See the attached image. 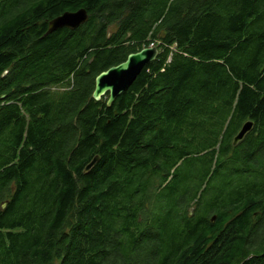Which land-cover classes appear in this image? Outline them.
I'll return each mask as SVG.
<instances>
[{
  "label": "trees",
  "instance_id": "obj_1",
  "mask_svg": "<svg viewBox=\"0 0 264 264\" xmlns=\"http://www.w3.org/2000/svg\"><path fill=\"white\" fill-rule=\"evenodd\" d=\"M0 264H264V0H0Z\"/></svg>",
  "mask_w": 264,
  "mask_h": 264
},
{
  "label": "water",
  "instance_id": "obj_2",
  "mask_svg": "<svg viewBox=\"0 0 264 264\" xmlns=\"http://www.w3.org/2000/svg\"><path fill=\"white\" fill-rule=\"evenodd\" d=\"M88 20V13L85 8H78L73 11H64L47 23V29L43 35H47L57 28L67 27L74 29L80 24ZM158 48L155 45L142 47L140 50L130 52L126 58L118 64L112 65L105 70L100 71L94 79V89L92 97L99 100L107 93L106 104L111 106L116 96L125 91L140 73L142 68L150 61L156 58ZM253 127L252 120H246L242 123L239 130L233 136L232 144H237L247 132ZM98 160L95 155L84 167V171H88L94 163ZM6 201L1 203V207L5 205ZM215 216L211 217L214 220Z\"/></svg>",
  "mask_w": 264,
  "mask_h": 264
}]
</instances>
